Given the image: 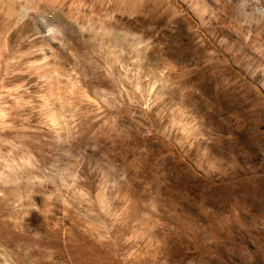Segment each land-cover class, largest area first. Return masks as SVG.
Masks as SVG:
<instances>
[{
  "label": "rangeland",
  "instance_id": "374dc122",
  "mask_svg": "<svg viewBox=\"0 0 264 264\" xmlns=\"http://www.w3.org/2000/svg\"><path fill=\"white\" fill-rule=\"evenodd\" d=\"M32 2L0 12V264H264V0Z\"/></svg>",
  "mask_w": 264,
  "mask_h": 264
},
{
  "label": "bare ground",
  "instance_id": "6f19581e",
  "mask_svg": "<svg viewBox=\"0 0 264 264\" xmlns=\"http://www.w3.org/2000/svg\"><path fill=\"white\" fill-rule=\"evenodd\" d=\"M12 1H14V0H12ZM29 2H30V0H29ZM42 2L48 8H51V9L61 8L63 6V0H42ZM13 5H15V4H12V2H10L9 0H0V12L3 13V15H4V17L6 19H8V20L14 19L15 20V25L19 24L25 17H28V18L32 19L34 22L38 21L37 13L34 12L35 11V5H37V4L34 5V2H32V0H31V3L29 4V7L24 9L25 6H26L25 5L24 8H22V10L20 12H16L14 7H13ZM54 20H55V18H54ZM6 24H8V23H6ZM44 27L46 29V34H48V36L51 34L52 30L54 31V29L51 27L50 22L48 24H44ZM16 32H17V30L10 31L9 29L8 30L6 29L4 31V33H3V35H2L3 38H4V42L3 43L4 44L6 43L5 39L9 35H12V34L15 35ZM18 32H19V29H18ZM39 32H41V31H39ZM14 35H13V37H14ZM53 37L54 36H52V38ZM4 53H5L4 49H1L0 50V75L3 76V78L5 76H7L6 75L5 65L1 63V58L3 57ZM35 63H30L28 65L27 73H29L31 76H33V77H35V78H37L39 80L43 79V80L46 81V85L48 87V93L44 96V102H45L44 108H43L44 114L46 115V117L50 120V122L53 125H61V126L64 125L63 127L67 128V126H65V125H67V119L69 117L67 118V116L62 114L61 111L66 109V107H70V106L68 105L69 103H67L64 100L65 98H63V95L65 93L66 94L71 93L73 87L71 85L68 88L69 90H67L68 86L66 87V84H65V86L63 84L61 85L59 80H58V76L56 74L58 71L55 73L54 71H56V70H54V68H53L54 71H50L46 66H43V65L41 66L39 64L37 65ZM55 69H58V68H55ZM61 80H62V78H61ZM73 89H76V87L73 88ZM68 96H69V94H68ZM2 117H3V113L2 114L0 113V118H2Z\"/></svg>",
  "mask_w": 264,
  "mask_h": 264
}]
</instances>
